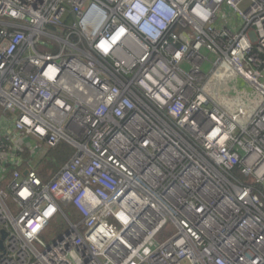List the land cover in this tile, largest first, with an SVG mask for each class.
Instances as JSON below:
<instances>
[{"label": "built area", "instance_id": "built-area-1", "mask_svg": "<svg viewBox=\"0 0 264 264\" xmlns=\"http://www.w3.org/2000/svg\"><path fill=\"white\" fill-rule=\"evenodd\" d=\"M3 231L0 264H264V0H0Z\"/></svg>", "mask_w": 264, "mask_h": 264}, {"label": "rangeland", "instance_id": "rangeland-1", "mask_svg": "<svg viewBox=\"0 0 264 264\" xmlns=\"http://www.w3.org/2000/svg\"><path fill=\"white\" fill-rule=\"evenodd\" d=\"M209 69L207 68L206 71ZM221 90L223 92V97H229L232 102H239L243 106H249L251 108L256 107L260 101V95L249 86L244 80H242L239 76L233 74L230 78H228L225 82L221 84L220 87H216L211 85L209 87V92L216 99L219 98L218 91ZM64 146L59 147L55 152H53L52 156H59L62 154ZM45 168L44 163L40 166V170ZM63 218L58 217L50 228V232L46 235L47 238L53 236L55 239H58L67 229L65 223L62 222ZM170 235H167L163 238V241L168 239Z\"/></svg>", "mask_w": 264, "mask_h": 264}, {"label": "trees", "instance_id": "trees-1", "mask_svg": "<svg viewBox=\"0 0 264 264\" xmlns=\"http://www.w3.org/2000/svg\"><path fill=\"white\" fill-rule=\"evenodd\" d=\"M61 146H64L62 154L55 157L52 156L53 152L58 149L57 148L48 154V157L46 159L47 161H43L45 168H42L41 173L45 175L46 180L50 177L51 174L60 171L64 167V165L67 164L69 160L74 156L75 151L72 147L67 144H62Z\"/></svg>", "mask_w": 264, "mask_h": 264}, {"label": "water", "instance_id": "water-1", "mask_svg": "<svg viewBox=\"0 0 264 264\" xmlns=\"http://www.w3.org/2000/svg\"><path fill=\"white\" fill-rule=\"evenodd\" d=\"M3 238L2 241H0V250H4V244L3 241L5 240V238L7 237V234L3 231L2 232Z\"/></svg>", "mask_w": 264, "mask_h": 264}]
</instances>
